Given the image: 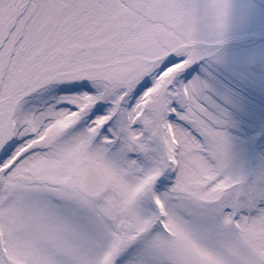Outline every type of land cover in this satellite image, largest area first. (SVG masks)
<instances>
[{
    "label": "snow or ice",
    "instance_id": "6c2138e0",
    "mask_svg": "<svg viewBox=\"0 0 264 264\" xmlns=\"http://www.w3.org/2000/svg\"><path fill=\"white\" fill-rule=\"evenodd\" d=\"M0 264H264V5L0 0Z\"/></svg>",
    "mask_w": 264,
    "mask_h": 264
},
{
    "label": "rangeland",
    "instance_id": "374dc122",
    "mask_svg": "<svg viewBox=\"0 0 264 264\" xmlns=\"http://www.w3.org/2000/svg\"><path fill=\"white\" fill-rule=\"evenodd\" d=\"M257 4L264 5V0H256Z\"/></svg>",
    "mask_w": 264,
    "mask_h": 264
}]
</instances>
